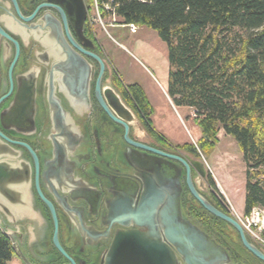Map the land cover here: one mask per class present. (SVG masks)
<instances>
[{"label": "flooded vegetation", "instance_id": "flooded-vegetation-1", "mask_svg": "<svg viewBox=\"0 0 264 264\" xmlns=\"http://www.w3.org/2000/svg\"><path fill=\"white\" fill-rule=\"evenodd\" d=\"M82 7L85 20L80 26ZM90 11L88 0H0V139L31 162L32 208L38 214L25 215L24 221L15 224L4 221L2 226L13 232L31 264H167L163 242L175 257L174 264H206L193 257L195 252L186 251L189 259L183 257V230L177 223L181 244L166 240V227L159 221L152 226L149 216L135 220L128 212L116 210L119 199L135 197L144 189L143 175L175 177L178 161L166 154L182 153L150 129L147 115L126 93L130 84L122 82L107 64L100 84L107 108L98 99L97 57L104 58ZM57 24L63 39L92 66L88 98L73 97L67 76L56 71L61 62L70 66L64 55L60 58L55 51ZM50 84L66 120H73L79 135L77 146L57 158ZM168 164L174 165L172 169ZM193 168L196 189L225 210L210 191L213 183L205 167L195 164ZM181 184L183 190L175 199L171 216L194 225V242L199 246L195 255L206 261L218 258L217 264H264L228 236L218 218L202 210L190 193L186 176ZM131 231H139L141 243ZM56 235L65 253L57 246ZM14 259L26 264L16 254Z\"/></svg>", "mask_w": 264, "mask_h": 264}, {"label": "trees", "instance_id": "trees-1", "mask_svg": "<svg viewBox=\"0 0 264 264\" xmlns=\"http://www.w3.org/2000/svg\"><path fill=\"white\" fill-rule=\"evenodd\" d=\"M97 1L102 10L103 2L114 6L123 24L151 28L167 43V92L176 106L194 111L200 150L213 149L220 128L232 135L247 166L245 212L264 208V0ZM88 2L91 6L93 0ZM126 93L163 138L154 127V107L143 86L130 84ZM179 147L199 156L191 143ZM14 256L11 241L0 230V264Z\"/></svg>", "mask_w": 264, "mask_h": 264}, {"label": "rangeland", "instance_id": "rangeland-1", "mask_svg": "<svg viewBox=\"0 0 264 264\" xmlns=\"http://www.w3.org/2000/svg\"><path fill=\"white\" fill-rule=\"evenodd\" d=\"M107 6L115 12L110 3H102L104 11L97 0H93L90 6L98 47L104 62L107 61L105 65L116 71L125 84L140 83L145 88L154 107L152 120L158 134L163 135L168 145L180 150L182 155L179 156L192 155L204 163L214 182L210 191L222 201L226 208L223 212L241 225L250 242L264 249V208L254 207L250 212L244 209L247 166L238 142L220 128L213 149L208 152L200 150L198 140L202 134L194 119V111L189 107L176 106L167 92L171 68L167 43L151 28L123 24ZM185 143L193 144L199 156L179 147ZM202 210L207 211L204 207ZM215 217L227 229L228 236H233L248 249L231 223ZM8 264L21 263L13 258Z\"/></svg>", "mask_w": 264, "mask_h": 264}, {"label": "water", "instance_id": "water-1", "mask_svg": "<svg viewBox=\"0 0 264 264\" xmlns=\"http://www.w3.org/2000/svg\"><path fill=\"white\" fill-rule=\"evenodd\" d=\"M80 14L81 15L77 24L82 26L85 20L84 7L81 8ZM55 39V51L58 53L60 58H62L64 55L70 65L68 66V64H65L64 67L61 59V63L56 66V71L62 72V74L67 76V80H69L71 84L70 91L73 97L88 98L92 66L90 63H88V61L84 60L72 46L68 45V42L63 39L58 24L55 27ZM90 54L94 57H97L92 53ZM97 59L99 64L98 99L102 105L107 108L100 92V84L106 65L104 60L99 55ZM76 82L80 84L76 85ZM54 88V85L50 84L49 99L52 110L53 128L55 131V134L52 136V141L55 148V156L57 158L59 153L63 154L67 150L77 146L76 140L79 139V135L73 120L71 118L69 121L66 120V116L62 112V107L59 104L56 96H54ZM80 93L82 95H80ZM74 133H76L75 136ZM31 152L36 163H38L36 154L32 150ZM166 156L178 161L179 172L177 175L175 177L173 176L172 178H163L158 174L155 176L143 175L144 189H142L141 192L135 197L125 196L124 201L123 199H119L116 210L128 212L129 217H133L135 220H140L144 217H147L148 219L149 216V221L151 222L152 226L156 223V221H159L161 227H166V240L170 243L173 242L181 244L179 236L177 235L178 231L175 229V223H177L178 227H182L183 230L181 234L183 236V241L181 244L183 246L182 255L185 259H189L186 251L196 253L195 250L199 247L194 242V238L196 237V231L193 229L194 225L190 224L184 219L182 221H178L177 218L171 216V212L174 210L175 199L180 197L183 190L181 180L184 176H186V183L190 189V193L200 202V204L213 215L231 223L239 231L244 245L251 252L264 260V253H262L254 243L247 239L241 225L233 217L227 215L215 207L201 192L196 189L193 180V167H195V164H201L204 166V163L201 160L192 161V159L187 156L182 157L171 154H166ZM173 166L168 164V168L172 169ZM32 171L33 168L31 162L26 160L19 150L14 149L8 142L0 139V215H3V217L0 218V230L4 235L10 238L15 254L22 258L26 264L31 263L22 255L20 247L14 238L13 232L5 231L2 223L5 221L9 224H15L18 221H24L25 215L38 216V214H36L32 208ZM132 202H134L133 205H128V207L125 205L131 204ZM49 205L54 214L51 203H49ZM148 213L150 214L147 215ZM187 226L191 228L190 231H187ZM131 233H133L141 243L142 238L139 234V231H131ZM55 242L60 250L65 253L58 242L57 235L55 236ZM151 242L153 243V241ZM163 243L164 248L162 247V250H166V263L174 264L175 257L170 252L168 244L165 242ZM195 253L193 254V257L206 262V264H217L216 262L220 261L218 258L212 259L211 261H206L202 256L195 255Z\"/></svg>", "mask_w": 264, "mask_h": 264}, {"label": "built area", "instance_id": "built-area-1", "mask_svg": "<svg viewBox=\"0 0 264 264\" xmlns=\"http://www.w3.org/2000/svg\"><path fill=\"white\" fill-rule=\"evenodd\" d=\"M107 8L109 9V10H111V12H113L114 13V10H113V8H111V7H108L107 6ZM115 14V13H114ZM130 25H132V27H135V25H133V24H130ZM249 216V215H248Z\"/></svg>", "mask_w": 264, "mask_h": 264}]
</instances>
